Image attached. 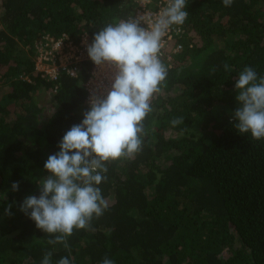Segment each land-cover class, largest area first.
Instances as JSON below:
<instances>
[{
  "label": "trees",
  "instance_id": "1",
  "mask_svg": "<svg viewBox=\"0 0 264 264\" xmlns=\"http://www.w3.org/2000/svg\"><path fill=\"white\" fill-rule=\"evenodd\" d=\"M186 5L183 50L171 66L163 63L168 74L143 121L142 149L106 162L97 187L107 207L93 216L94 231L74 229L65 249L49 244L55 234L38 229L20 205L39 196L45 162L90 109L84 84L92 62L63 74L54 93L57 83L35 71L34 47L46 35L78 43L87 33L92 43L135 4L0 0V264H41L48 252L51 264L65 256L71 264L105 257L115 264H264V139L240 134L233 120L239 74L247 66L264 77V0ZM40 91L52 104H35Z\"/></svg>",
  "mask_w": 264,
  "mask_h": 264
},
{
  "label": "clouds",
  "instance_id": "2",
  "mask_svg": "<svg viewBox=\"0 0 264 264\" xmlns=\"http://www.w3.org/2000/svg\"><path fill=\"white\" fill-rule=\"evenodd\" d=\"M231 6L232 0H223ZM186 0H168L150 27H141V18L130 17L108 24L94 35L88 46L89 58L96 65L109 64L116 69L106 97L93 96L90 109L80 124L68 130L44 164L49 175L40 180L39 196L23 200L20 210L35 222L38 229L55 234L48 243L69 248L68 237L74 229H94L93 216L107 207L97 185L106 179V162L132 157L142 149L146 135L143 121L153 111L151 100L160 92L168 71L159 57L162 38L172 25H182L188 17ZM226 71H230L227 64ZM238 107L234 127L240 134L264 139V77L245 67L235 84ZM183 118H174L175 127ZM19 183L12 184L16 191ZM11 205L5 209L11 215ZM52 253L41 264H51ZM58 264H71L65 256ZM102 264H115L105 257Z\"/></svg>",
  "mask_w": 264,
  "mask_h": 264
},
{
  "label": "built area",
  "instance_id": "3",
  "mask_svg": "<svg viewBox=\"0 0 264 264\" xmlns=\"http://www.w3.org/2000/svg\"><path fill=\"white\" fill-rule=\"evenodd\" d=\"M134 11L128 18H141V27H150L162 8L167 6L168 0H133ZM183 25V24H182ZM182 25H172L162 38V47L159 57L161 61L171 65V60L183 50L181 39L185 34ZM91 40L87 33L82 35L76 43L67 34L59 38L43 36L35 45V71L48 82H55L54 93L58 89V81L63 74L75 76L81 64L85 61L92 62L89 77L84 84L87 93L86 104L90 106L93 96L106 97L110 91L116 69L109 65H96L89 58L87 48ZM155 94L151 100V105Z\"/></svg>",
  "mask_w": 264,
  "mask_h": 264
},
{
  "label": "rangeland",
  "instance_id": "4",
  "mask_svg": "<svg viewBox=\"0 0 264 264\" xmlns=\"http://www.w3.org/2000/svg\"><path fill=\"white\" fill-rule=\"evenodd\" d=\"M34 49H35V47H34ZM173 62H174V58L171 60V65L173 64ZM170 65V66H171ZM47 97V98H46ZM49 96H45V93H43V91H40V92H38L37 94H36V96H35V99H34V101H35V104L36 105H42L43 103H46V105L47 104H49V101H50V103H51V101H53V99H51V98H48ZM52 104V103H51ZM52 107H53V105H52ZM48 109H49V105H48ZM198 130H199V132H198ZM197 133L198 134H202V135H204V133H203V131L201 130V128L199 127V128H197Z\"/></svg>",
  "mask_w": 264,
  "mask_h": 264
}]
</instances>
